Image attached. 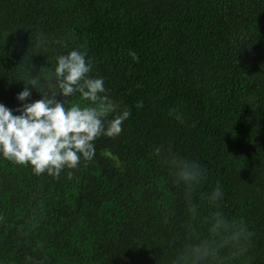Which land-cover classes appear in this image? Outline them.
Masks as SVG:
<instances>
[{
  "label": "trees",
  "instance_id": "16d2710c",
  "mask_svg": "<svg viewBox=\"0 0 264 264\" xmlns=\"http://www.w3.org/2000/svg\"><path fill=\"white\" fill-rule=\"evenodd\" d=\"M37 31L68 48L41 52ZM75 47L131 115L59 179L0 159V259L162 264L184 219L181 190L153 154L164 145L205 168L202 191L222 185L223 212L254 232L248 264H264V0H0V103L16 109L25 67L51 70ZM28 87L27 102L40 99Z\"/></svg>",
  "mask_w": 264,
  "mask_h": 264
},
{
  "label": "clouds",
  "instance_id": "9594fccd",
  "mask_svg": "<svg viewBox=\"0 0 264 264\" xmlns=\"http://www.w3.org/2000/svg\"><path fill=\"white\" fill-rule=\"evenodd\" d=\"M33 43L41 52L52 53L58 47L67 49L68 37L54 38L37 31ZM129 55L137 58L135 53ZM54 61L51 70L40 67L35 76L25 67L29 78L22 81L25 88L16 96V109L0 103V159L27 166L37 177L59 179L65 170L77 169L81 161L91 162L97 138L119 136L131 113L112 101L103 77L91 75L93 62L86 49L72 48L55 55ZM28 86L40 99L27 102L32 95ZM72 97H78V102L66 106V99ZM169 114L182 122V114L175 109ZM153 154L181 190L184 205L180 232L169 241L170 252L162 264H248L254 232L244 219L223 212L222 185L202 191L207 172L198 161L174 154L164 145L154 147ZM72 177L68 171L67 178ZM5 220L0 212V226ZM177 243L179 252H175ZM0 264L5 262L0 259ZM22 264H46V258L26 255Z\"/></svg>",
  "mask_w": 264,
  "mask_h": 264
}]
</instances>
